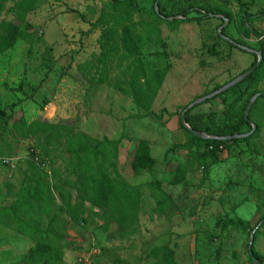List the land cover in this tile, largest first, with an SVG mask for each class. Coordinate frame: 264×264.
<instances>
[{
    "label": "rangeland",
    "instance_id": "374dc122",
    "mask_svg": "<svg viewBox=\"0 0 264 264\" xmlns=\"http://www.w3.org/2000/svg\"><path fill=\"white\" fill-rule=\"evenodd\" d=\"M17 1L0 5V36L5 35L3 22L18 21L11 9ZM239 1L246 6L241 8L238 0H158L162 14L158 16L153 0H135L128 23L138 33L147 73L162 66L168 68L152 114L142 118V111L117 88L126 76V61H121L118 54L105 59L101 28L89 31L101 10L109 9L105 0H41L21 22L20 29L31 34L32 40L17 41L0 54V157L14 160L13 168L0 162V207L10 202L26 176L56 170L58 177L48 178L51 187L73 178L65 157L52 146L43 151L34 139L2 134L11 105L13 119L67 125L97 140L120 138L116 162L120 176L141 194L136 232L118 238L115 224L105 229L102 218L96 215L99 209L89 203L84 204L86 222H72L52 188L57 219L51 230L63 247L62 264H154L149 253L161 245L174 250L176 264H252L249 244L253 230L243 233L231 227L222 230L221 226L227 219L240 218L254 227L264 214V98L248 114L259 126L249 144L229 143L212 155L205 147L190 143L180 126L183 108L230 82L252 62L251 54L230 46L224 37L240 40L242 46L256 51L259 39L243 38L236 20L244 12L251 16L263 10L264 0ZM216 6L229 10L233 21L222 22L221 15L216 14L200 22L174 27L168 24L171 16L182 18L177 14L188 7L196 9L187 14L191 19L206 7ZM71 9L82 14L85 21ZM256 18L247 24L258 28L264 37V17ZM111 26L112 18L103 29ZM259 75L255 87L264 91V67ZM247 85L243 83L195 105L190 115L213 132L225 129L244 115L241 106ZM251 130V124L241 128L244 133ZM142 138L149 142L155 166L134 176L130 169L132 154ZM33 152L45 162L42 168ZM33 162L37 166H32ZM180 165L186 169L184 181L169 184ZM155 181L160 183V190ZM160 192L171 199L163 209L156 207V201L162 198ZM47 222L48 218L44 219L43 225ZM254 237L252 255L264 264V224ZM34 244L0 225V264H17Z\"/></svg>",
    "mask_w": 264,
    "mask_h": 264
},
{
    "label": "trees",
    "instance_id": "16d2710c",
    "mask_svg": "<svg viewBox=\"0 0 264 264\" xmlns=\"http://www.w3.org/2000/svg\"><path fill=\"white\" fill-rule=\"evenodd\" d=\"M7 1L14 0H0V5ZM40 2L41 0H18L15 2L11 9L17 14L18 21L17 23L3 22L1 24L5 35L0 36V54L11 49L17 41L32 40L33 36L22 31L20 25L25 20L26 15L33 11ZM153 2L158 6V0H153ZM105 4L109 9L103 8L101 10L99 18L94 23H90L91 28L89 31L101 28V36L106 46L105 59L117 56L118 54L121 61H126L123 68L124 75L126 76L118 84L117 88L120 92L130 97L136 108L142 111L139 117H147L152 114V105L168 73V68L162 66L147 73L141 56L138 33L134 25L128 23L130 13L135 6V0H105ZM238 5L243 8L246 6V3L238 0ZM192 10L196 9L188 7L180 11L177 16L182 18L177 20L171 16L173 20L168 23L169 26L174 27L178 23L189 21L200 22L216 14L221 15L222 22H225L226 19L230 22L233 21L231 12L221 6H216L213 9L206 7L200 16L191 19L186 18L187 14ZM157 11L158 16H162L159 8H157ZM70 12L76 13L82 21H85L84 16L76 10L71 9ZM261 16L264 17V9L251 16L244 12L236 20L237 30L243 38L247 39L251 36L258 39L262 38L259 39V46L256 48V51L260 52L262 57L260 65L244 80L221 93L233 91L239 85L247 82L246 98L241 106L242 112L245 111L250 99L256 93L262 92L255 85L259 81V74L264 67V37L258 28L247 24L248 21L251 22L256 17ZM111 18L113 19V26L104 30L103 27L108 24ZM221 33L223 34L224 30ZM232 41L237 45L244 44L240 40ZM228 44L232 47H238L232 42H228ZM243 52L252 55V62L239 75L248 71L257 62V56L254 53L245 50ZM226 83L218 85L212 91L202 96L221 88ZM263 98L264 95H260L256 99L250 112L255 109L257 102ZM209 101L210 99L206 100V102ZM13 107V105L10 106L11 111L4 120L2 134L12 133L18 138L34 139L43 151L52 146L55 151H59L65 157L70 174L73 176V178L61 180L60 184H53L52 187L49 184L48 178H57L58 174L56 170H52L50 174L41 172L37 175L26 176L19 190L13 194L12 201L0 207V225L8 227L22 237L35 241V244L27 250L17 264L63 263L64 251L59 242L60 238L51 230L52 223L57 219V216L53 214L55 200L52 188L57 192L61 201L60 207L65 210L72 222L77 224L86 222L87 212L84 204L89 203L92 207L99 209L100 212L96 215L102 218L105 229L111 224H115V235L118 238L133 235L136 232L135 226L140 215L141 194L131 188L120 176L116 162L121 139L111 140L105 137L97 140L67 125L46 123L39 120L27 122L23 117L13 119ZM195 107L185 112V121L190 125L191 129L206 132L217 137L244 134L241 128L244 125H249L251 121L249 117L248 120H245L244 115H242L238 122L227 125L225 129L217 128L213 132L207 124H201L198 119L196 120L194 115H190V112ZM180 126L186 130L190 143L205 147L212 155L229 143L236 144L243 142L249 144L251 138L259 131V126L257 125L254 134L248 137L222 141L202 139L194 136L182 126L181 120ZM32 155L38 159V167L42 168L40 165H44L45 162L40 157V154L35 156L36 154L33 152ZM31 165L37 166L35 162L31 163ZM154 166L155 160L151 154L149 142L143 138L138 140L130 164L133 175H141L143 172L152 170ZM185 177L186 169L181 165L177 166L169 184L178 185L184 181ZM58 179L60 180V177ZM155 187L160 190V183L158 181H155ZM160 193L162 198L156 201V205L157 208L163 209L171 203V199L167 194ZM47 218L48 222L43 225V220ZM263 224L264 214L254 227L248 221L240 218L227 219L222 223L221 227L222 230L231 227L239 232L246 233L258 226V230H256L258 233ZM255 239L256 237H253V243ZM174 255V250L166 245L156 246L149 253V257L154 259V264H176ZM256 258L262 264L261 259Z\"/></svg>",
    "mask_w": 264,
    "mask_h": 264
},
{
    "label": "water",
    "instance_id": "95a60500",
    "mask_svg": "<svg viewBox=\"0 0 264 264\" xmlns=\"http://www.w3.org/2000/svg\"><path fill=\"white\" fill-rule=\"evenodd\" d=\"M155 9H157V4H155ZM225 22H227V19L225 20ZM221 36H223L221 33H220ZM227 41L229 42H232L233 44H236L235 42H233L231 39H228L226 37H224ZM237 45V44H236ZM239 48L247 51V52H251V53H254L256 56H257V62L255 63V65L250 68L248 71H246L245 73L237 76L236 78H234L233 80H231L230 82L226 83L224 86H222L221 88L205 95V96H202L200 97L199 99L195 100L194 102H192L191 104H189V106H187L185 108V110L181 113V116H180V120H181V124L182 126L187 129L189 132H191L194 136L198 137V138H202V139H216V140H222V141H227V140H231V139H239V138H245V137H248L251 133H253L256 129V126L253 124V122L250 121V124L252 125V130L251 132L249 133H244V134H239V135H233V136H221V137H217V136H208L206 133L204 132H199V131H196V130H193L191 129V127L185 122V112L192 108L193 106L197 105V104H200L206 100H209L211 98H214L215 96L223 93L224 91L228 90L229 88L235 86L236 84H238L239 82H241L242 80H244L247 76H249L261 63V60H262V57H261V53L260 52H257L255 50H252L248 47H245V46H242V45H237ZM260 95H264V91L262 92H258L256 93L249 101V103L247 104L246 106V109L244 111V118L245 120H248V114L254 104V102L256 101V99L260 96ZM258 228V226L252 231L251 235H250V244H249V252H250V255H251V263L252 264H261L259 262V260L254 257L252 255V252H251V244L253 242V237H254V233L256 231V229Z\"/></svg>",
    "mask_w": 264,
    "mask_h": 264
},
{
    "label": "built area",
    "instance_id": "2783aa9c",
    "mask_svg": "<svg viewBox=\"0 0 264 264\" xmlns=\"http://www.w3.org/2000/svg\"><path fill=\"white\" fill-rule=\"evenodd\" d=\"M262 39V38H259ZM0 162L2 165L9 166V167H14V160L12 158H7V157H1Z\"/></svg>",
    "mask_w": 264,
    "mask_h": 264
},
{
    "label": "crops",
    "instance_id": "0c3cea01",
    "mask_svg": "<svg viewBox=\"0 0 264 264\" xmlns=\"http://www.w3.org/2000/svg\"><path fill=\"white\" fill-rule=\"evenodd\" d=\"M12 198H13V195H12ZM12 198H11L10 202L12 201ZM10 202H9V203H10ZM9 203H7V204H9ZM7 204H5V205H7ZM3 206H4V205H3ZM156 207H157V205H156Z\"/></svg>",
    "mask_w": 264,
    "mask_h": 264
}]
</instances>
